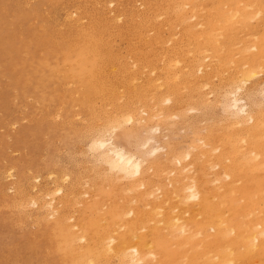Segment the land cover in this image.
Masks as SVG:
<instances>
[{
    "label": "bare ground",
    "instance_id": "obj_1",
    "mask_svg": "<svg viewBox=\"0 0 264 264\" xmlns=\"http://www.w3.org/2000/svg\"><path fill=\"white\" fill-rule=\"evenodd\" d=\"M134 1L99 2L118 9L109 10L115 11L113 20L122 18L113 28L126 21L136 28L141 51H130L127 58L123 53L124 59L114 58L104 28L93 30L110 22L102 19L105 10L99 13L96 6L93 17L78 5L68 20L77 27L67 44L74 51L71 65L81 72L73 89L82 111L76 108L75 114L83 113L78 124L90 134L81 156L90 175L80 177L78 185L63 183L70 175L61 172L47 189L32 182L36 191L30 195L25 182L9 179L8 203L20 210L18 218H33L44 233L42 214L48 213L53 224L47 241L60 252L62 264H264V0H138L139 9ZM254 91L262 95L259 103L251 101ZM214 105L222 107L223 117L192 126L187 148L170 140L176 124H190L182 107L203 112ZM56 111L49 113H61ZM73 125L68 126L76 131ZM135 125L145 133L141 153L149 156L114 140L116 130L127 134ZM149 141L156 144L149 147ZM50 172H40L45 182L55 173ZM66 212L76 213L68 217L69 225L63 223Z\"/></svg>",
    "mask_w": 264,
    "mask_h": 264
},
{
    "label": "rangeland",
    "instance_id": "obj_2",
    "mask_svg": "<svg viewBox=\"0 0 264 264\" xmlns=\"http://www.w3.org/2000/svg\"><path fill=\"white\" fill-rule=\"evenodd\" d=\"M119 1L122 4L126 0L125 1L119 0ZM136 1H134V6L137 5L136 9L141 8V4L139 5L140 2L138 1L136 3ZM99 2L102 3V0L100 1L97 0L96 2L94 0H88V1L87 0H0V174L2 173V175L5 176L3 177L1 175V177L4 179L0 177L2 179V180L0 179V264H44V263L45 264H52V263L62 264V256L60 252L58 251L56 252V250L54 251L52 245L48 244V241H47L48 239H47L46 232L48 233L51 231L52 224H53V222L51 221V217L47 216L48 213L42 214V217H43L42 222L45 223L44 224L45 233L41 231L43 232V234H41V232L38 229H36L37 226L33 218H23V219L18 218L20 215V210L16 206H13L12 204L8 203L13 193L12 192L13 190L9 188L11 184H8V183H11V181H13V179L15 178H16L15 180L17 184L19 183L21 186H24V182H25V189L27 188L25 190V194L30 195L34 193V190H35V188H31L32 187L31 185H33L31 184L32 182H34V184L39 183V185H41L43 188H45L46 186L50 187V184L52 185L50 181L54 177L60 176L61 172H62V175L64 173H68L70 175V177L66 179L65 181L61 180L63 181V183H66L67 181L72 180L74 183L78 185L80 184V182H82V179H79L80 177H84L85 174H87V176L90 175V171H87L86 169H84L87 164L84 163L83 161L85 158H82L84 157V152L87 151V149H85L87 148L86 142L89 141L90 134L88 133L89 131L87 132L86 129L82 128L79 125L81 124L80 122L81 120L78 122L79 120L78 118L80 117V115L82 116L83 113L80 114V112H78L80 115L79 116L76 115L77 114L76 108L81 109L79 111H82V107L80 104H78V107H76L77 106L76 104L79 100L77 99L78 97L74 93V89H73L79 83L78 80L81 75V72L77 65H71L72 60L74 58V51H71L67 44L71 41L72 39L71 37L73 38L75 37L73 35H74V27H76V25L75 23L73 25L72 22L71 23L69 22L71 21L69 19H72L73 17L76 16V14H72L73 8L80 5L81 7H83V9L88 10L89 13L91 12L92 14L91 13L90 14L92 16L94 15L93 17H96L93 11L95 10L96 6H97L96 9L98 10H95V11L99 13L102 10H105L100 13L102 17L104 16V18L102 19H105V17H107V19L110 22L104 25V22L98 23L96 21H99V20H95V23H98V26L96 24L95 25L96 28L94 26L93 30L94 32H96V30L98 31L100 30V27L104 28L102 29L104 30V32L102 30L100 32L101 33L103 32L102 33L103 38L108 42L107 45H109L108 40H110V46L112 48L111 50H113L114 52L113 53L114 58L118 60L124 59L123 57L125 53H126L125 57L127 58L130 51H134V50L141 51V48H142V47L139 48V46H142L141 41L140 42L137 41V35L135 34L134 31H132V28H135L133 25L132 26L129 25L128 22L126 21L125 24H123V26L118 27V29L116 27L113 28L112 25H114V22H120L122 20V18L120 21H117V19L113 20L111 18L112 17L111 15H113L115 11L118 10V9H115V6H114L115 4L112 5V4H109V2H106L103 5L105 6L108 3L110 6L106 5L107 7L106 6L104 7L102 5L101 7V4L99 5ZM94 3L95 4L98 3V4L95 5ZM111 9L113 10L115 9V11H112V12L109 11ZM53 10L54 11L56 10V11L54 12ZM107 11L109 12L108 15L106 13ZM117 12L119 11H116V13ZM64 15H67L68 18L67 16H64ZM65 20H67L69 24L66 23ZM62 21L64 22L63 25H61ZM55 23H57V25ZM65 24L67 26L68 25L70 26V27L68 26V28H70L69 30L67 27L64 26ZM70 24H72L73 27H71ZM106 25L107 27L109 26V28L105 27ZM117 30L121 31V35H120V31L116 32ZM128 32H130L131 34ZM112 33H114L115 35L117 34L118 36L117 35L115 36L114 34L113 36ZM111 36H113L114 38H112ZM29 40L31 42H29ZM131 40L132 41L134 40L135 42L134 41L132 42ZM126 42L128 45L126 44ZM62 53L65 54V57H62L64 56V54L62 55ZM66 62L67 64H65L66 65L65 66L64 63ZM68 63H69V66L71 65V67L68 66ZM61 65L63 66V68ZM124 66H131V65H124ZM57 70H59V72L64 71L63 72L64 74L60 72L59 75H57L58 73ZM53 71L57 73H53ZM68 73H71V75H69ZM259 76H262V75L259 74ZM75 77H77V79ZM55 78H57V80ZM65 78L66 80L67 79L68 80L65 81ZM69 79H71L73 82L71 81V83H69L68 85L66 83H65L66 85H64V82L68 83V81H70ZM61 81L63 82L64 87H66L65 89H63V91L61 90L62 89L61 87H58L62 85ZM57 84H60V85L57 86ZM59 92L63 93V95H61ZM255 92L256 91H254L251 96L253 97L251 98V101L253 102L256 99L255 101L259 103L260 101H262V95H259L260 93H258V91L256 92L257 94ZM67 93L71 97L73 102L75 103L73 104L74 107L71 106L73 102H71L72 100H70V97L67 96ZM74 94H75V97H74ZM207 95H209V93ZM254 95H256L257 98ZM49 96L50 98L48 99ZM208 97H211V96H208ZM259 98H261V100H259ZM60 99L64 105L60 103L61 101L58 102V100ZM245 100L246 99H244V102L247 101ZM69 106L72 109H70ZM220 107L221 106L219 105H214L212 108H209L210 110L206 109L203 112L201 110L198 112V110L196 109H195L196 111H193L191 109L193 111V112L189 111L191 114L188 112V110L190 109L187 110V109H183L182 107L181 111L183 110L184 113H186L188 123L190 122V124H188L189 129L182 124L180 125L176 124L175 127H173L171 133H169L170 140L176 142L177 144L181 140L180 144L182 145V147L185 146L187 148V146L191 142V137H192L191 133H192L193 127L200 128V126L205 125L206 123L216 124L219 121V119L223 117L224 112H222L223 111L222 107L221 109H219ZM73 108L75 112L73 111ZM51 110H52V114L56 110L58 112L60 111L61 113H58V114L55 113L52 116V114L50 115L49 113L51 112ZM195 112L197 113L195 114ZM72 113L77 116V119H76V116L72 117ZM201 114H204V115H201ZM55 115L58 117L56 118ZM59 116H61V118L63 116L62 118L63 120L59 118ZM65 117H66L65 120L66 121L68 120L67 122L71 121L72 119L71 121L72 124L71 122L69 123L65 122L64 121ZM68 117L70 120L68 119ZM61 120L63 123L60 122ZM11 121L14 123L16 122V123L15 124L11 123ZM10 123H11V126H10ZM61 123L63 125H61ZM64 123H67V124H64ZM73 123L76 126H74ZM12 124L14 125L12 126ZM69 124L73 125L74 128L76 127L75 129L77 130L72 131V129H70V127L72 128V126H68ZM9 126L12 129H10ZM136 126L137 125H135V129L133 130L134 133L130 131L131 135H130V132L126 134V133H123L122 130H116L114 140L118 144L127 148L128 150H131L133 152L136 150L135 152L138 151L137 153L140 154L141 151H143V148L141 147L142 141H143L142 146L144 147L145 146L144 142L146 141V139L143 137L145 136V133L143 131L141 132L142 134L144 133L143 135L140 133V131L143 129H140ZM77 133H79L78 136L76 135ZM83 133L85 134L87 133L86 136L84 134L85 137L83 136ZM154 133H156V131ZM134 134L138 136V138L134 137ZM137 134L139 135L141 134L142 136L140 137ZM81 135L83 136V138ZM87 135L89 136V139ZM80 136H81V139H80ZM181 136L182 137L184 136V138L182 139ZM127 137H129V139ZM131 137L134 138L133 139L134 142H132L133 144L131 143L132 141ZM140 138H144V139H140ZM80 140H87V141H80ZM135 141H137L138 143H136ZM140 141H141V145H140ZM82 142H85V143H82ZM151 142L152 144H150ZM154 142H157V141H154ZM183 142L184 143L187 142L189 144L186 145L187 143H185L184 145ZM84 144L86 146H84ZM155 144L153 143V141H149L148 145L150 147V145L154 146ZM83 149H85L86 151L84 150L83 152ZM142 155L147 156L148 154L145 155L144 153ZM12 164L14 165L16 164V165L15 166L13 165L12 169H10L11 168L10 166ZM8 165L10 168H7ZM44 166L46 167V170L47 169L48 170L50 169V170L45 172ZM52 169L53 171H55V173L53 172L55 176L54 174L51 173ZM54 169H57V170H54ZM5 170L8 172H6ZM20 171L23 173L19 174ZM57 171L59 173H57L56 175ZM9 172L10 173L13 172L14 174L12 173V175L10 174L9 176ZM40 172L42 174L45 173L46 175H47V172L48 173L50 172L52 175L46 176V182H45V179H44L45 175H42ZM24 174L26 175V177ZM35 174H37V177ZM6 176H9V177H6ZM27 176L28 177L34 176L36 177L35 178L36 180L34 179L35 181L34 180L32 181L33 179L32 177H31L32 179L30 178L29 180ZM18 177H20V179H18ZM9 179H11V181H9ZM25 179L27 180L25 181ZM4 183L7 185L6 187H4L5 186ZM48 187H46L45 189H47ZM4 188H6L7 190ZM31 190L33 192H31ZM5 193H7L8 195ZM9 193L11 195H9ZM83 196L87 197V194ZM2 200L4 202H2ZM34 208L35 206L33 207L30 206L31 210H33ZM72 213L73 212H66L64 214L66 219L63 221V223L65 222V224L69 225V222L70 224L71 222H73L72 217H71V220L70 219L68 220V217ZM73 214H76V213L74 212ZM46 216L47 218L44 219V217ZM20 220H22L24 223ZM72 228H75V227L73 226Z\"/></svg>",
    "mask_w": 264,
    "mask_h": 264
},
{
    "label": "snow or ice",
    "instance_id": "obj_3",
    "mask_svg": "<svg viewBox=\"0 0 264 264\" xmlns=\"http://www.w3.org/2000/svg\"><path fill=\"white\" fill-rule=\"evenodd\" d=\"M128 123H131V121L129 120V121H127Z\"/></svg>",
    "mask_w": 264,
    "mask_h": 264
}]
</instances>
